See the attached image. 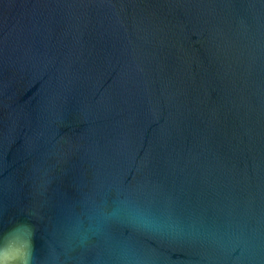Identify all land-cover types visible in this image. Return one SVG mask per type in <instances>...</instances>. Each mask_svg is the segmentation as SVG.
Returning a JSON list of instances; mask_svg holds the SVG:
<instances>
[{
	"label": "water",
	"instance_id": "obj_1",
	"mask_svg": "<svg viewBox=\"0 0 264 264\" xmlns=\"http://www.w3.org/2000/svg\"><path fill=\"white\" fill-rule=\"evenodd\" d=\"M101 185L252 245L158 264H264V0H0V232Z\"/></svg>",
	"mask_w": 264,
	"mask_h": 264
},
{
	"label": "clouds",
	"instance_id": "obj_2",
	"mask_svg": "<svg viewBox=\"0 0 264 264\" xmlns=\"http://www.w3.org/2000/svg\"><path fill=\"white\" fill-rule=\"evenodd\" d=\"M0 232V264H158L157 249L147 241H199L231 253L250 255L252 245L233 228H218L179 216L158 204L139 186H98L62 211L57 229L42 236L44 254L34 239L43 217L35 210Z\"/></svg>",
	"mask_w": 264,
	"mask_h": 264
}]
</instances>
